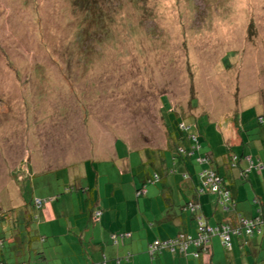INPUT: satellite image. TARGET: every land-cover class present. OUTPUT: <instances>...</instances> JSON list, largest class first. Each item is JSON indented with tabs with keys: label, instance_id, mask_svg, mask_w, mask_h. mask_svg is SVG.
Returning a JSON list of instances; mask_svg holds the SVG:
<instances>
[{
	"label": "rangeland",
	"instance_id": "1",
	"mask_svg": "<svg viewBox=\"0 0 264 264\" xmlns=\"http://www.w3.org/2000/svg\"><path fill=\"white\" fill-rule=\"evenodd\" d=\"M258 117L264 0H0V215L35 198L135 207L170 133L213 150L234 118L243 138L264 134Z\"/></svg>",
	"mask_w": 264,
	"mask_h": 264
},
{
	"label": "crops",
	"instance_id": "2",
	"mask_svg": "<svg viewBox=\"0 0 264 264\" xmlns=\"http://www.w3.org/2000/svg\"><path fill=\"white\" fill-rule=\"evenodd\" d=\"M234 122L227 133V140L224 137L213 150H203L199 140L201 153L210 155L212 169L222 177L223 185L231 193L233 205L228 211L223 210L214 194L197 196V173L202 166L192 160L198 155L176 157L175 149L167 147L165 151H172V154L167 156L164 151L163 156L158 157V164L164 170L160 168L159 175L154 172L151 177L141 180L139 186H133L131 197L135 199V207L133 202L130 206L129 202L123 206L107 203V209L91 198L84 210L78 200L79 210L69 202L62 204L59 211L58 201L45 202L38 233L36 229L34 232L44 244L51 243L50 250H47L49 254L40 252L44 260L45 255H50L51 261H46V264H222L223 254L226 256L225 264H252L255 259L258 264V251L264 248V237H255L244 248L238 239H233L230 253L223 249L217 237H213L207 253L198 258L168 252L151 258L147 253L148 245L153 241L173 239L181 234L195 236L196 223L184 211L188 202L200 205L203 221L210 226L233 224L238 215L254 217L259 207L264 211V134L258 138L248 135L243 138L240 121L234 118ZM258 125L262 126L264 122ZM184 146L190 148L186 141ZM144 155L148 157L145 164L154 163L153 154ZM183 175H187V179ZM95 210L101 212L97 222L92 220Z\"/></svg>",
	"mask_w": 264,
	"mask_h": 264
},
{
	"label": "trees",
	"instance_id": "3",
	"mask_svg": "<svg viewBox=\"0 0 264 264\" xmlns=\"http://www.w3.org/2000/svg\"><path fill=\"white\" fill-rule=\"evenodd\" d=\"M173 114L168 113V115H166L167 117V121H169V126H173V130L174 129H178V125L180 123H184L181 120H183L182 118H174ZM264 122L263 117H259L258 118V123L262 124ZM190 130V127H189ZM181 131V130H179ZM172 132V131H171ZM181 132H185V131H181ZM186 134V132H185ZM194 135L196 137V143L194 141H192V139L188 138V135ZM187 133V135H182L181 139H179V135H176L175 133H170V140H171V146L175 149V154L177 157L180 158H192L193 156H195L198 152V156L195 158V161L198 165L202 166L201 170H199V172L197 173V182L199 184L198 190H197V196L202 195L203 193H211L214 194L218 197V202L221 204L222 208L224 211H228L230 209V207H232L233 202H232V197H231V193L230 191L223 185V179L221 177L222 180V184H221V189H222V193H227V197H225L222 193H212L209 190H206L205 188L203 189V185H202V181L200 179V173L205 170V169H210L213 172H215V174L218 175V173L212 169V159L210 157V155L208 154H204L201 153V145L199 142V136L197 134H192V133ZM188 138V145L190 146L189 149H187V147L184 146L185 144V140H182L184 138ZM195 147H198V150L196 151ZM179 149H182L183 151L181 152ZM164 152L161 153V156H163ZM203 157H207L208 158V163L207 164H200L198 162L197 159L199 158H203ZM247 157H245L246 159ZM184 179H187V175H183ZM219 176V175H218ZM220 177V176H219ZM32 182L34 177L30 178ZM139 193V191H138ZM226 199V200H225ZM36 200H39L41 203L40 206H38L36 204ZM45 202H47V200H41L39 198H35L33 199V201H31V203H24L21 207V209L16 210L14 209L13 211H9V213H4L0 215V264H29L31 258L33 256H41L40 251H38L35 246H36V242H39L41 244H44L43 240H41L42 238L39 237L38 235L35 234L34 229L32 230L30 228L31 223L34 222V218H33V212L29 213V207L31 206V204H33V206L36 209H40L41 207H43V205L45 204ZM189 203H195L198 204L197 202H188L185 207H184V211H187L190 216L193 218V220L196 223V234L195 236H192L191 238H196V236L198 235V225H197V220H196V216L191 214V212L188 211V209L186 208L188 206ZM257 203V201H256ZM223 204V205H222ZM199 205V204H198ZM200 208V215L203 219V216L201 214V207L199 205ZM12 219V220H10ZM241 219H247L250 220L252 222H255L256 220H259L258 223L255 224V229L251 230L250 233H246L245 229L240 226V220ZM7 221L6 223L4 221ZM206 224V223H205ZM208 227L212 228V229H221V227H229L231 229V231L237 230L238 234L236 235H231L230 234V241H229V247H224L222 240L220 239V237L215 234L213 236H211L209 243L211 244L212 238L213 237H217L223 247V249L227 252L230 253L233 250V239H238L239 243L241 245V248H244L246 245L249 244V242L253 239H255V237H264V211L259 207L257 209V215L251 218H245L242 215H238L236 218L235 223H223V224H217L216 226H210L208 224H206ZM190 237V236H189ZM40 238V239H39ZM169 240V239H167ZM160 241V240H158ZM161 241H166V240H161ZM154 242V241H153ZM152 242V243H153ZM150 243V244H152ZM208 243V245H209ZM149 244V245H150ZM148 245V246H149ZM208 245L206 247V251H208ZM191 249H193L192 251H190ZM190 251L191 254H188ZM197 251L196 247L190 246V248L187 251V255H191L193 257V254ZM166 252V251H164ZM148 253V252H147ZM163 253V252H162ZM161 253V254H162ZM169 253V252H168ZM172 255H181L180 253H178V251H175V253H170ZM149 255V254H148ZM160 255V254H159ZM251 255V254H250ZM258 255L259 257V261L257 262L258 264H261V260H264V248H261L258 251ZM158 255L155 256H151V258H154ZM252 256V255H251ZM253 257V256H252ZM253 258H256V256H254ZM254 260V259H252ZM257 261V259H255ZM252 262V264H256V262Z\"/></svg>",
	"mask_w": 264,
	"mask_h": 264
},
{
	"label": "built area",
	"instance_id": "4",
	"mask_svg": "<svg viewBox=\"0 0 264 264\" xmlns=\"http://www.w3.org/2000/svg\"><path fill=\"white\" fill-rule=\"evenodd\" d=\"M179 130L185 131L188 129L184 123H180L178 125ZM189 139H192L196 143V137L194 135L189 134L188 135ZM196 151L198 150V147H195ZM181 152L183 151L182 149H179ZM200 164H207L208 163V158L203 157L197 159ZM246 160L249 161V158H246ZM200 179L202 181L203 189L205 188L206 190H209L212 193H222L221 189V184L222 180L221 177H219L215 172H213L210 169H205L200 173ZM184 177V176H183ZM225 197H227V193H222ZM226 200V199H225ZM42 202L39 200H36V204L38 206L41 205ZM223 205V204H222ZM191 214L196 216L197 220V225H198V235L196 238H191L186 235H178L173 239H169L166 241H154L152 244L148 246V254L149 256H155L159 255L162 252L166 251L169 253H175V251H178L181 255L186 256L187 251L190 248V246L196 247L197 251L193 254V258H198L201 254L207 253L206 247L210 241L211 236L217 234L220 239L222 240V243L224 247H229V241H230V234L231 235H236L238 234L237 230L231 231L229 227H221V229H212L208 227L205 222L203 221L201 215H200V208L198 204L195 203H189L188 206L186 207ZM101 212L95 210L92 213V220L94 222L99 221ZM259 220H256L255 222H252L247 219H241L240 226H242L246 233H250L251 230L255 229V224L258 223Z\"/></svg>",
	"mask_w": 264,
	"mask_h": 264
}]
</instances>
